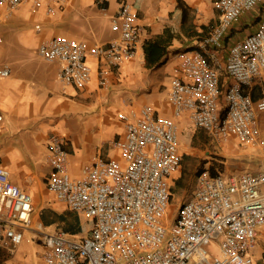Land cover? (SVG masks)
<instances>
[{
  "label": "built area",
  "instance_id": "obj_1",
  "mask_svg": "<svg viewBox=\"0 0 264 264\" xmlns=\"http://www.w3.org/2000/svg\"><path fill=\"white\" fill-rule=\"evenodd\" d=\"M107 2L95 0L103 14ZM115 2L109 42L89 48L85 41L61 36L38 47L42 60L58 66L62 85L84 88L95 74L99 87L107 88L111 72L136 58L142 45L138 17L131 0ZM25 3L55 17L68 0H0V21ZM259 6L256 29L233 43L221 63L217 52L231 26ZM213 7L218 21L198 49L174 55L178 75L168 92L172 119L151 106L119 114L123 133L112 143L118 158L95 155L76 179L69 175L65 136L49 135L47 190L90 230L81 237L40 232V264H254L258 252L264 260V0H215ZM88 58L97 62L96 71ZM221 71L230 80L226 86ZM10 75L11 68L0 62V79ZM255 82L263 84L256 97ZM183 116L212 141L234 138L249 155L257 152L260 168L214 175L204 168L190 198L170 216L172 180L182 162L175 120ZM33 212L31 194L0 165V249L14 251ZM210 244L216 254L208 251Z\"/></svg>",
  "mask_w": 264,
  "mask_h": 264
},
{
  "label": "crops",
  "instance_id": "obj_2",
  "mask_svg": "<svg viewBox=\"0 0 264 264\" xmlns=\"http://www.w3.org/2000/svg\"><path fill=\"white\" fill-rule=\"evenodd\" d=\"M214 1L131 0L142 28V45L135 59L111 72L107 88L99 87L95 74L84 88L62 85L57 80L58 66L44 63L37 55V49L47 39L61 36L85 41L89 48L109 42L113 38L109 18L116 9L115 0H108L104 14L95 5V0H68L67 7L55 17L48 16L42 9L32 8L28 3L3 17L0 21V62L11 68V75L0 79V115L3 117L0 124V165L9 170L14 184L31 194L34 212L29 230L24 232L22 242L14 251L10 253L1 248V264H30L24 254V249L30 246L37 249L34 264H40V232L63 230L79 237L82 227L89 225L80 215L64 206L68 211L65 212L63 204L47 190L51 172L46 162L49 135L58 133L65 136L69 175L76 179L91 157L118 158L112 143L123 133L119 114L151 106L157 115L172 119L168 92L171 79L178 75L174 55L179 51L198 49L208 28L218 21ZM261 9L259 6L244 14L231 26L222 49L217 52L221 63H224L233 43L256 29ZM164 33L174 35L175 39L159 66L147 69L143 44ZM181 38L191 41L184 45L180 43ZM28 52L34 58H29ZM7 58L12 59V66ZM88 59L96 71L97 62ZM221 82L223 86L230 83L222 71ZM261 86L263 84L255 82V97ZM175 123L180 148L181 139L190 141L199 129H195L186 116L175 120ZM194 138L197 139L196 136ZM235 143L238 146L236 140ZM226 144L223 143L225 147ZM255 154V170L239 173L255 172L260 168L259 155ZM26 232L31 233L30 237ZM259 258L258 252L255 262Z\"/></svg>",
  "mask_w": 264,
  "mask_h": 264
},
{
  "label": "rangeland",
  "instance_id": "obj_3",
  "mask_svg": "<svg viewBox=\"0 0 264 264\" xmlns=\"http://www.w3.org/2000/svg\"><path fill=\"white\" fill-rule=\"evenodd\" d=\"M190 41L191 40L186 41L181 38L180 43L187 45L188 43H190ZM30 57L34 58L33 56H31V54L29 55V58ZM7 62L12 66V59L7 58ZM43 62L46 64H51L45 61ZM194 133L195 135L190 141L181 139L180 153L182 162L180 172L176 175V179L172 184L169 211L170 216H172L176 212L177 208L181 204L189 199V196L193 190L195 177L197 173L204 168H208L209 170L212 169L214 170V172L226 174L239 173L241 171H250L255 170L256 168V154L249 155L243 149H239L238 146H236L235 139L231 138L226 144L227 147H225L223 143L211 142L210 139L202 131L196 130ZM184 134L185 133H183L182 135ZM195 136L197 137V139L194 138ZM227 148H229L230 150ZM62 206L64 207V205ZM64 211H67L65 207ZM89 230L90 225H84L82 227L81 233L79 234V237L87 234ZM26 235L30 237L31 233L26 232ZM207 249L210 254L217 253L215 244H210ZM3 254H6L4 249L2 255ZM24 254L28 257L30 264L36 263L37 249L35 246L26 247L24 249ZM1 257L0 264L3 261ZM255 264H264V260L259 258L255 262Z\"/></svg>",
  "mask_w": 264,
  "mask_h": 264
},
{
  "label": "trees",
  "instance_id": "obj_4",
  "mask_svg": "<svg viewBox=\"0 0 264 264\" xmlns=\"http://www.w3.org/2000/svg\"><path fill=\"white\" fill-rule=\"evenodd\" d=\"M173 39H175L174 35L170 33H164L144 42L143 52L145 55V67L147 69L159 66L161 60L165 56L167 48L172 44ZM210 172L212 175L215 174L214 170L212 169ZM69 231L71 233V228Z\"/></svg>",
  "mask_w": 264,
  "mask_h": 264
}]
</instances>
